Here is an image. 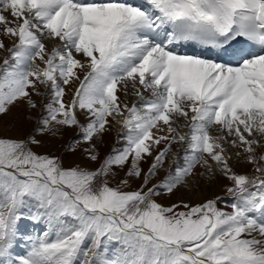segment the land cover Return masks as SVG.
<instances>
[{
    "label": "snow or ice",
    "instance_id": "obj_1",
    "mask_svg": "<svg viewBox=\"0 0 264 264\" xmlns=\"http://www.w3.org/2000/svg\"><path fill=\"white\" fill-rule=\"evenodd\" d=\"M0 37V117L40 112L0 137V264H264V0H0ZM114 125L95 170L33 151L75 128L67 151L97 162ZM217 174L230 211L157 200Z\"/></svg>",
    "mask_w": 264,
    "mask_h": 264
},
{
    "label": "rangeland",
    "instance_id": "obj_2",
    "mask_svg": "<svg viewBox=\"0 0 264 264\" xmlns=\"http://www.w3.org/2000/svg\"><path fill=\"white\" fill-rule=\"evenodd\" d=\"M4 39L6 47H11L12 42ZM46 46L51 48V42L45 41ZM6 55L4 52H0V63H2L3 56ZM79 58V57H78ZM41 91H44L41 89ZM147 96L148 94L145 93ZM123 94H121V99H123ZM37 103L40 102L39 98H35ZM71 99V91L66 95L65 100ZM135 97H129L128 102L131 104L135 101ZM40 114L39 110L33 111L27 108V106L22 102L11 108L7 115L0 117V137H7L15 140H24L26 137L34 134V130L37 127V117ZM78 117L81 123H85V118L82 113H78ZM121 132V129L118 125H114L111 131L106 132L100 140H94V143L97 146L100 159L97 162H91L88 160L83 152L82 145L80 149L76 152L67 151L68 144L78 138V130L75 128H63L56 135L51 133L45 134L43 136H37V139L41 141L39 146H33V151L38 154H46L52 157H59L63 161L64 167H74L79 165L83 168L90 170H95L99 167V163L111 153L113 147L120 148L123 146L124 141L118 140V134ZM215 134V133H214ZM235 149H231L230 152L233 154V158L230 161V165L233 170L238 174H245L248 176H254V165L246 162L245 156L241 155L237 158L234 153ZM261 154H264V149H257V157ZM151 160L149 159L147 163L142 164V167L147 170L150 165ZM168 165L166 163L165 168ZM125 170L115 169L117 173L116 177L110 181L111 186L115 187L118 181L124 177ZM202 169L197 168L196 172H201ZM165 171L161 170L157 178L153 183H157L163 176ZM141 181L135 180L131 182V187L124 190L131 191L139 187ZM230 182L223 176L217 174L211 180L202 179L196 185L190 183L188 188L180 187L174 194L168 196L158 197L157 200L163 205H171L176 202L184 201L189 204L195 205L198 203H203L208 199H214L215 197H221V200L218 202L217 206L225 211H230V208H226L225 205L231 202V197L226 194V186ZM151 186V185H149Z\"/></svg>",
    "mask_w": 264,
    "mask_h": 264
},
{
    "label": "trees",
    "instance_id": "obj_3",
    "mask_svg": "<svg viewBox=\"0 0 264 264\" xmlns=\"http://www.w3.org/2000/svg\"><path fill=\"white\" fill-rule=\"evenodd\" d=\"M8 41V39H6Z\"/></svg>",
    "mask_w": 264,
    "mask_h": 264
},
{
    "label": "bare ground",
    "instance_id": "obj_4",
    "mask_svg": "<svg viewBox=\"0 0 264 264\" xmlns=\"http://www.w3.org/2000/svg\"><path fill=\"white\" fill-rule=\"evenodd\" d=\"M231 153V152H230Z\"/></svg>",
    "mask_w": 264,
    "mask_h": 264
}]
</instances>
